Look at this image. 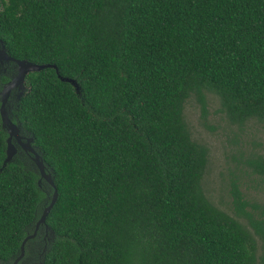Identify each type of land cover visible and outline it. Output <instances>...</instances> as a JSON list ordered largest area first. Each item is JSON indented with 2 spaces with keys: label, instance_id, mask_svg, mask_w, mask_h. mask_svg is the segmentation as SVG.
<instances>
[{
  "label": "trees",
  "instance_id": "1",
  "mask_svg": "<svg viewBox=\"0 0 264 264\" xmlns=\"http://www.w3.org/2000/svg\"><path fill=\"white\" fill-rule=\"evenodd\" d=\"M0 39L56 68L29 73L9 101L58 193L53 236L39 229L21 262L264 264V201L241 189L264 186V149L237 147L222 209L184 115L192 99L205 118L212 95L239 133L264 126V0H0ZM15 74L0 72V90ZM7 137L0 120V263L53 194L21 150L3 167Z\"/></svg>",
  "mask_w": 264,
  "mask_h": 264
},
{
  "label": "rangeland",
  "instance_id": "2",
  "mask_svg": "<svg viewBox=\"0 0 264 264\" xmlns=\"http://www.w3.org/2000/svg\"><path fill=\"white\" fill-rule=\"evenodd\" d=\"M8 67L10 65L1 67L0 72ZM207 98L209 105L205 118H202L198 104L192 99L187 102L184 115L190 126L193 138L200 143L206 144L210 150L209 164L204 178L206 194L215 205L225 209V202L229 197L225 187L229 180V170H233L231 157L239 146L246 147L247 150H263L264 126L253 123L239 133L235 127L228 125L222 119V115L219 113L218 100L212 95H208ZM235 137L237 138L238 146L232 144ZM251 180H249L247 185L241 187L242 191L248 198L263 202L264 186L257 189L251 188V186H254V184L250 185Z\"/></svg>",
  "mask_w": 264,
  "mask_h": 264
},
{
  "label": "water",
  "instance_id": "3",
  "mask_svg": "<svg viewBox=\"0 0 264 264\" xmlns=\"http://www.w3.org/2000/svg\"><path fill=\"white\" fill-rule=\"evenodd\" d=\"M12 64L16 69V74L10 78V80L4 84L0 90V120L2 129L7 133V148H6V158L3 164L5 167L7 164L11 163L15 156L18 154V151L21 150L25 153L28 158L31 160L34 165L36 171L39 174L38 185L44 182L47 186H49L53 190V194L50 198V202L48 206H46L37 220L35 224V230L31 235H27L23 242L21 243L19 249V255L13 261L12 264H18L23 259L25 254V246L29 242L36 237L37 231L40 228H43L45 232H50L51 236H53V232L46 226V219L49 215L50 211L54 207L58 193L54 184L53 176L51 172L48 170L47 166L44 163V160L38 150L33 146L34 139L32 137H27L23 134L21 130V126L19 124L14 123L11 120L10 112H9V101L11 99V95L13 92H17L16 101H20L26 92L25 86V78L29 73L38 72L48 67H52L49 65H37L25 60H17L11 56L6 51L5 45L0 39V68L5 65ZM56 69L54 66L52 67ZM61 81H66L71 83L78 93L79 87L73 80L62 79ZM40 264H43L41 262Z\"/></svg>",
  "mask_w": 264,
  "mask_h": 264
},
{
  "label": "flooded vegetation",
  "instance_id": "4",
  "mask_svg": "<svg viewBox=\"0 0 264 264\" xmlns=\"http://www.w3.org/2000/svg\"><path fill=\"white\" fill-rule=\"evenodd\" d=\"M8 66H9V65H8ZM4 67H5V66H4ZM6 71H7V69H5V68L2 69V72L6 73ZM16 94H17L16 91L12 93V95H11V100H12L13 98L16 99ZM40 229H42V228H40ZM43 230H44V229H43ZM44 233H45V234H44V235H45L44 240H45V239L48 238V233L45 232V230H44ZM49 240H50V239L48 238V241H49ZM21 261H22V260H21ZM21 261H20V262H21ZM12 263H13V261H12L11 263H8V262H7V263H3V262H2V263H0V264H12ZM18 264H25V263L21 262V263H18Z\"/></svg>",
  "mask_w": 264,
  "mask_h": 264
}]
</instances>
